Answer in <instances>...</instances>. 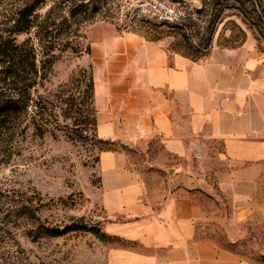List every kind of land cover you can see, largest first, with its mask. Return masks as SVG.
<instances>
[{"label": "crops", "instance_id": "1", "mask_svg": "<svg viewBox=\"0 0 264 264\" xmlns=\"http://www.w3.org/2000/svg\"><path fill=\"white\" fill-rule=\"evenodd\" d=\"M90 34L100 135L141 146L168 179L156 193L127 152H101L103 205L124 215L109 230L132 241L110 264H255L199 233L203 194L255 204L264 193V86L242 50L197 61L135 33Z\"/></svg>", "mask_w": 264, "mask_h": 264}, {"label": "rangeland", "instance_id": "2", "mask_svg": "<svg viewBox=\"0 0 264 264\" xmlns=\"http://www.w3.org/2000/svg\"><path fill=\"white\" fill-rule=\"evenodd\" d=\"M26 1L0 0V25L14 4ZM149 1L47 0L36 12L37 23L52 13L56 24L50 28L61 31L84 50L92 44V26L103 25L117 33L130 32L162 42L174 56L182 54L179 50L188 44L173 26L193 16L198 25L197 31L191 30L192 42L200 52L208 53L197 61L222 49H241L247 68L258 74L264 86V25L260 22L263 28L257 29L262 12L261 7H255L256 0H244L242 10L237 0H225L222 5L213 3L217 0H165L178 11V17L167 23H159L144 12ZM202 5L204 10L198 14L196 9ZM220 11L225 19L216 25L212 20ZM245 17L252 25L243 21ZM35 33L34 29L31 35L38 43ZM26 38L22 35L19 40ZM86 54L71 49L59 53L45 88L58 94V87L82 70L91 72L93 64L83 58ZM85 89L82 85L73 92L82 97ZM67 93L66 97L72 90ZM50 99L58 103L56 96L50 95ZM66 108L63 103L54 107L58 117L54 115V123L41 130L28 125L30 116L22 125L16 124L12 134L0 129V264H110L115 248L131 245V240L109 230V223L123 221L124 215L109 214L102 202L100 154L105 149L127 152L130 165L143 173L156 193L168 183L165 172L156 166L161 161L149 160L141 146L104 138L95 125L89 129L74 125V119L63 115ZM34 111L30 109L33 115ZM157 150V158L167 155L163 146L158 145ZM170 158L163 162L174 164ZM255 200V204H231L223 196L203 194L200 235L248 261L264 264V193ZM52 232L57 235L52 236Z\"/></svg>", "mask_w": 264, "mask_h": 264}, {"label": "trees", "instance_id": "3", "mask_svg": "<svg viewBox=\"0 0 264 264\" xmlns=\"http://www.w3.org/2000/svg\"><path fill=\"white\" fill-rule=\"evenodd\" d=\"M224 1L217 0L213 3L222 5ZM237 1L240 3L238 9L242 10L246 6V1ZM46 4L47 0H27L19 5L14 4L15 7L9 17L0 25V129L6 133L12 134L16 124L17 126L22 125L26 116L32 117V122L29 121L28 125L32 123L39 130L44 126L52 125L54 123L53 116L58 117V114L54 112V107L58 108L62 103L67 104L63 113L64 117L74 119V125H83L84 129L92 128L93 125L98 127V111L95 105L96 83L93 69L91 72L82 70L67 83L61 84L58 87V91H60L58 94L45 88L44 83L48 80L59 53L68 49L76 53L83 51L90 53L92 50L91 43L84 50L81 44L72 43L70 38L62 35L61 31L51 29V25L56 24L52 13L46 16L43 23H37L39 15L36 12ZM254 5L261 7L262 14L256 24L260 31L263 28L262 24L264 25V0H256ZM203 10L204 6L202 5L196 9V12L201 14ZM224 19L225 15L220 11L212 22L218 25ZM243 21L252 25L247 17L243 18ZM196 25L198 22L193 19V16H190L187 22L173 27L179 29L181 35L185 37L183 40L188 44V47L185 45V50L179 51L185 56L199 60L208 53L200 52L192 42L194 33L191 30H196ZM34 29L39 40L38 43L33 40L31 35ZM198 31L200 30L198 29ZM22 35H26L27 38L21 41L19 37ZM192 49L193 51H191ZM82 85L86 86L84 95L77 96L73 90L81 88ZM71 90L72 93L66 97L67 92ZM43 91H48V93L42 94ZM50 95L57 97V104L50 99ZM31 108H35L34 115L30 113ZM50 234L57 235L53 232Z\"/></svg>", "mask_w": 264, "mask_h": 264}, {"label": "built area", "instance_id": "4", "mask_svg": "<svg viewBox=\"0 0 264 264\" xmlns=\"http://www.w3.org/2000/svg\"><path fill=\"white\" fill-rule=\"evenodd\" d=\"M144 8V12L159 23L173 22L178 17L176 7L165 0H151Z\"/></svg>", "mask_w": 264, "mask_h": 264}]
</instances>
